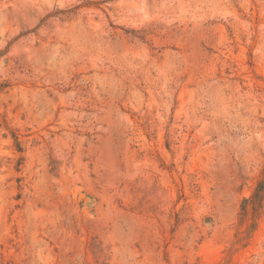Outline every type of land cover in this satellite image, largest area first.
<instances>
[{"label":"rangeland","instance_id":"374dc122","mask_svg":"<svg viewBox=\"0 0 264 264\" xmlns=\"http://www.w3.org/2000/svg\"><path fill=\"white\" fill-rule=\"evenodd\" d=\"M264 0H0V264H264Z\"/></svg>","mask_w":264,"mask_h":264},{"label":"trees","instance_id":"16d2710c","mask_svg":"<svg viewBox=\"0 0 264 264\" xmlns=\"http://www.w3.org/2000/svg\"><path fill=\"white\" fill-rule=\"evenodd\" d=\"M264 190V179L261 180L259 183H258V186H257V190H256V193L253 195V198L251 200V203H255L257 200L260 199V195H261V192Z\"/></svg>","mask_w":264,"mask_h":264}]
</instances>
